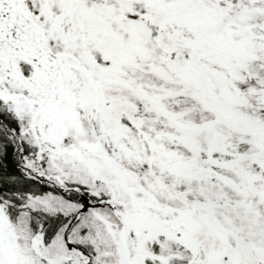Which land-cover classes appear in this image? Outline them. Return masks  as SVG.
Wrapping results in <instances>:
<instances>
[{
	"label": "snow or ice",
	"instance_id": "1",
	"mask_svg": "<svg viewBox=\"0 0 264 264\" xmlns=\"http://www.w3.org/2000/svg\"><path fill=\"white\" fill-rule=\"evenodd\" d=\"M0 264H264V0H0Z\"/></svg>",
	"mask_w": 264,
	"mask_h": 264
}]
</instances>
